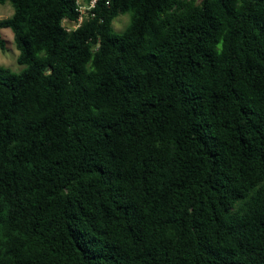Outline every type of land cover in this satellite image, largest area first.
<instances>
[{
  "label": "trees",
  "instance_id": "16d2710c",
  "mask_svg": "<svg viewBox=\"0 0 264 264\" xmlns=\"http://www.w3.org/2000/svg\"><path fill=\"white\" fill-rule=\"evenodd\" d=\"M0 3V264H264V0Z\"/></svg>",
  "mask_w": 264,
  "mask_h": 264
},
{
  "label": "rangeland",
  "instance_id": "374dc122",
  "mask_svg": "<svg viewBox=\"0 0 264 264\" xmlns=\"http://www.w3.org/2000/svg\"><path fill=\"white\" fill-rule=\"evenodd\" d=\"M13 15V8L9 4L0 3V20L7 19ZM129 24L128 16H121L114 22L117 32H122ZM2 40L6 43V51L0 50V66L10 69L13 73H20L24 67L18 64L19 51L14 42V35L9 29L0 31Z\"/></svg>",
  "mask_w": 264,
  "mask_h": 264
},
{
  "label": "built area",
  "instance_id": "2783aa9c",
  "mask_svg": "<svg viewBox=\"0 0 264 264\" xmlns=\"http://www.w3.org/2000/svg\"><path fill=\"white\" fill-rule=\"evenodd\" d=\"M99 0H74L78 18L75 21H64L63 27L68 31H75L88 19L96 17V9Z\"/></svg>",
  "mask_w": 264,
  "mask_h": 264
}]
</instances>
